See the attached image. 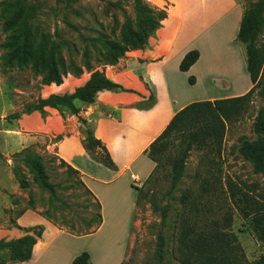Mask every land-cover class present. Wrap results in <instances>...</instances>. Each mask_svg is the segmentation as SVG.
Instances as JSON below:
<instances>
[{
    "label": "crops",
    "instance_id": "crops-1",
    "mask_svg": "<svg viewBox=\"0 0 264 264\" xmlns=\"http://www.w3.org/2000/svg\"><path fill=\"white\" fill-rule=\"evenodd\" d=\"M144 1L165 16L162 25L144 48L131 49L117 62L100 68L124 89L99 91L96 100L83 104L79 114H63L47 106L44 113H23L5 125V115H1L0 153L8 162L0 172V234L12 239L24 235L25 228L44 227L32 258L21 264H55L57 250H51V245L67 230L32 208L12 219L11 214H3L4 208L17 206L12 197L24 202L29 199V193L19 185L12 183L8 191L6 183L15 178L17 170L31 176L20 160L22 156L32 151L52 153L66 162V167L79 171L85 189L101 205L103 221L119 215L128 232L139 189L155 167L148 149L175 113L193 101L239 96L252 88L246 48L237 39L244 15L237 0ZM223 34L229 37V49L218 42ZM193 49L199 50L200 57L188 71H182L180 63ZM236 73L241 76L234 81ZM90 76L88 72L78 77L70 75L64 83L53 85L58 87L57 92H73ZM190 76L195 77V83L189 82ZM72 78L77 83L68 86ZM81 117L93 125L96 137L114 161L113 167L85 148ZM26 149L24 155L19 154ZM2 173L6 179H1ZM79 254L68 255L65 264H72Z\"/></svg>",
    "mask_w": 264,
    "mask_h": 264
},
{
    "label": "rangeland",
    "instance_id": "rangeland-1",
    "mask_svg": "<svg viewBox=\"0 0 264 264\" xmlns=\"http://www.w3.org/2000/svg\"><path fill=\"white\" fill-rule=\"evenodd\" d=\"M12 1L14 0H0V117L5 115L4 125L7 121L13 123L17 119L13 117L7 119V116L14 112H23L27 104L36 102L40 97L61 93L57 92L58 87L53 85L55 83H44V72L34 69L31 65L18 67L5 63L4 57L8 52L5 43L9 34L3 29L2 11L6 6L5 3ZM237 1L243 7L245 14L259 0ZM28 3L35 7L30 22L37 38L46 36L48 41L55 40L59 43V49L66 62V73L62 83L70 75L78 77L85 72L91 73L93 69H100L109 64L105 40L123 43L124 24L129 19L135 25L137 23L134 0H28ZM262 16L263 22L257 37L260 45L264 44V12ZM223 35L218 42L225 49H229L227 41L229 37ZM240 76L236 73L234 81H237ZM261 78L262 82L253 92L248 109L229 124L219 168H211V170L215 173L221 171L223 178L233 179L245 191L257 199L264 200V175L255 172L252 161L245 158L240 151L243 139L255 141L259 137H264V133L258 131L255 126L258 120L264 118V67ZM76 83L72 78L68 86ZM176 153V149L172 147L166 155L164 166L138 194L128 232H126L127 224L121 221L119 215L106 221H103V218L101 221L95 219L100 211L98 202L85 189L78 176L68 170L66 165H63L52 153L44 155L50 180L58 185V199L50 196L48 190L41 188L32 175L27 176L30 186L22 188L14 173L15 178L6 181L8 191L12 183L17 184L29 193V199L24 202L19 197H12V202L17 206L4 208L2 212L6 216L11 214L12 219L24 210L32 208L49 216L55 223L67 229L51 245V250H57L55 264H65L68 255L83 251L91 254L92 264H155L159 232L163 233L166 241L164 264H180L177 234L183 205L178 198L185 191L191 190L198 195L197 200L202 209L197 218V229L210 230L208 224L216 222L223 229L228 223L226 222L228 216L231 215L232 219L227 230L237 235L249 259L258 257L264 251V244L251 233V217H244L240 209L233 204L226 189L219 190L217 194H204L201 191L200 177L196 175L199 173L207 175L209 171L202 165L203 159L207 155L213 156L215 152L192 151L187 160L185 176L178 186L172 189L171 161ZM7 162V159L0 155V172L3 171L2 168ZM1 177L6 179L7 175L2 173ZM155 204L161 209H156ZM166 206L168 207L167 216L163 219L162 212ZM90 217L94 220L89 226V231L79 234L81 220ZM7 237V234H0V240H9ZM4 259L8 260L7 264H21V262L9 260L8 249L0 250V264H3Z\"/></svg>",
    "mask_w": 264,
    "mask_h": 264
},
{
    "label": "trees",
    "instance_id": "trees-1",
    "mask_svg": "<svg viewBox=\"0 0 264 264\" xmlns=\"http://www.w3.org/2000/svg\"><path fill=\"white\" fill-rule=\"evenodd\" d=\"M134 3L137 23L135 25L129 19L124 24V42L115 40H105L104 42L108 51L109 64L117 62L131 49L144 48L148 44L149 38L162 25L165 17L163 14L156 12L144 0H134ZM5 5L2 11L3 29L9 34L5 43L8 49L4 57L5 63L18 67L31 65L34 69L44 72V83L61 84L66 73L65 58L59 49L58 42L48 41L46 36L37 38L30 22L34 5L29 4L28 0H14L5 3ZM263 12L264 0H259L248 13L243 15L237 37L246 48L247 70L253 83L252 88L239 96L193 101L177 111L163 132L150 144L148 155L155 162V167L147 183L164 166L166 155L172 147L177 151L171 161L172 189H175L185 176L187 160L192 151H214L213 156H205L202 162V165L208 168L207 175L202 173L196 175V177H200L202 193L217 194L219 190L226 189L233 204L240 209L244 217H251V233L264 244V200L257 199L245 191L233 179L223 178L221 171L215 173L211 170V168H219L229 124L248 109L253 92L262 82L264 44L260 45L257 37L263 22ZM199 57V50L188 51L180 63V69L188 71ZM195 81L194 76L189 77L190 83H195ZM104 89L121 90L124 87L110 79L104 71L96 68L91 72L87 82L76 87L73 92L53 93L48 97H40L36 102L27 104L23 112H14L7 116V119L19 118L23 113H30L34 110L44 113L47 106L57 108L63 114H79L82 105L93 103L99 91ZM150 99L153 100L154 96H151ZM80 119L84 135L83 143L87 151L99 158L103 164L113 167L114 161L107 147L101 139L96 137L93 125L83 117ZM255 126L258 131L264 133V118L258 120ZM25 151L27 149L19 154L24 155ZM240 151L245 158L252 161L255 172L264 175V137H259L255 141L243 139ZM20 160L28 167L30 174L40 187L48 190L50 196L58 199V185L50 180L45 155L32 151L22 156ZM61 163L67 165L64 161ZM67 169L76 174L83 184L78 175L79 171L70 165L67 166ZM15 173L22 188H28L30 181L27 175H21L18 170ZM143 189L144 187L139 189V194ZM87 191L89 192V190ZM197 198L198 195L191 190L185 191L178 198L183 205L177 234L180 264H264V251L258 257L249 259L237 235L227 230L232 219L231 215L228 216L226 221L228 223L223 229L216 222L208 224L210 230H204V228L198 230L197 218L202 209ZM98 206L100 211L96 214L95 219L101 221L100 203ZM155 208L161 209L157 204H155ZM167 208L166 206L162 212L163 219L167 216ZM93 220L91 217L82 219L84 225L80 227L79 234L89 231ZM25 231L26 233L20 237L0 240V250L8 249L10 251L9 260L13 262H24L32 258L34 246L42 237L44 227L42 225L28 227L25 228ZM165 243L163 233L159 232L155 264H164ZM7 262L6 259L2 261L3 264H7ZM72 264H92L91 254L88 251L81 252L73 259Z\"/></svg>",
    "mask_w": 264,
    "mask_h": 264
}]
</instances>
